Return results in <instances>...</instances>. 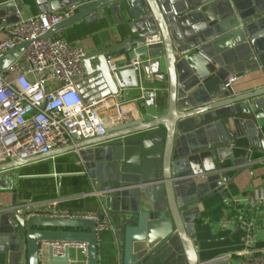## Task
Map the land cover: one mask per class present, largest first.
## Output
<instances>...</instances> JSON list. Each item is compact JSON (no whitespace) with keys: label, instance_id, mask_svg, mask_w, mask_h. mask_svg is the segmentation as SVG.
I'll list each match as a JSON object with an SVG mask.
<instances>
[{"label":"water","instance_id":"obj_1","mask_svg":"<svg viewBox=\"0 0 264 264\" xmlns=\"http://www.w3.org/2000/svg\"><path fill=\"white\" fill-rule=\"evenodd\" d=\"M40 3L44 13L77 5L44 38L113 14L121 25L115 39L86 52L73 80L85 103L140 88L144 104L141 117L99 136L0 164V264H71L73 247L82 245L86 264H98L105 223L115 226L120 264H227L198 259L195 224L204 201L217 193L226 199L230 167L264 156V86L238 92L234 84L264 69V0ZM20 19L14 1L0 5V26ZM154 34L162 42L146 45ZM28 44L0 58V74ZM69 151L93 184L96 218L18 212L17 168Z\"/></svg>","mask_w":264,"mask_h":264},{"label":"built area","instance_id":"obj_2","mask_svg":"<svg viewBox=\"0 0 264 264\" xmlns=\"http://www.w3.org/2000/svg\"><path fill=\"white\" fill-rule=\"evenodd\" d=\"M76 7L71 5L59 11L24 17L20 13L19 22L0 26V58L18 45L29 43L24 53L0 74V164L14 157L26 159L43 155L56 147L99 136L107 130L109 122L113 124L129 116L120 93L90 103L83 101L73 80L75 75L84 72L82 57L86 49L82 45L68 43L61 32L44 38L53 25L71 16ZM161 42L160 34L145 38L146 45ZM133 65H139V61ZM115 68L112 64L111 69ZM49 69L51 72L37 77ZM110 110L115 112L105 116ZM257 199L264 202V193H259ZM49 203L53 206L57 202ZM30 204L19 205L18 212L96 218L93 213L34 211ZM236 221L246 228L243 245L213 261L264 264V253L254 246L256 220L238 213ZM108 226L115 228L110 223L99 228ZM80 248L85 255V246ZM62 249L59 246L58 253H62Z\"/></svg>","mask_w":264,"mask_h":264},{"label":"crops","instance_id":"obj_3","mask_svg":"<svg viewBox=\"0 0 264 264\" xmlns=\"http://www.w3.org/2000/svg\"><path fill=\"white\" fill-rule=\"evenodd\" d=\"M8 1H14L22 17L41 13L42 0H0V5ZM87 1L91 0H81V3ZM64 8L66 7L59 10ZM118 28H121V25L117 24L114 15L104 12L97 20L91 22L80 20L60 32L68 43L82 45L88 52L112 42L115 39V30ZM234 84L238 92L263 87L264 69L247 72L244 76L237 78ZM140 96V88L127 89L124 94H121L127 104L126 110L129 116L113 124L109 122L107 129L141 117L140 106L144 103L138 101ZM110 99L113 100V97ZM162 111V107L150 110L145 117L151 118ZM111 112L115 111L110 110L104 115ZM60 148L62 147H56L51 151L57 153ZM242 155H244L243 151L235 153L236 157ZM263 159L264 156H255L249 164L230 167L229 182L224 189L226 199L217 193L204 201L205 209L201 213V219L195 224L197 239L195 249L199 260L213 261L220 255L233 252L243 245L247 232L246 228L236 221L238 213L256 220L254 246L264 253V202L257 199L259 193H264ZM17 171V202L31 203L30 209L34 211L95 213L100 207L93 184L85 174L76 151L58 153L46 159L22 165L17 168ZM51 200L57 203L51 206L49 203ZM73 248L75 252L72 255H75V258L71 264H86L82 249ZM98 264H120L114 229L110 226L104 229L103 236L99 240Z\"/></svg>","mask_w":264,"mask_h":264}]
</instances>
